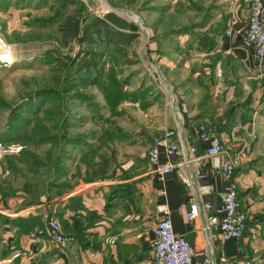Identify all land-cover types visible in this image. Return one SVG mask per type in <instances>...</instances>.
Returning <instances> with one entry per match:
<instances>
[{
	"label": "crops",
	"instance_id": "1",
	"mask_svg": "<svg viewBox=\"0 0 264 264\" xmlns=\"http://www.w3.org/2000/svg\"><path fill=\"white\" fill-rule=\"evenodd\" d=\"M207 2L210 17L199 28L208 36L193 42L194 48H202L184 57L177 45V54L162 61L168 78L174 80V87L162 98L167 101L174 94L178 103L161 102L155 110L151 108L155 131L173 128L171 139L180 149L170 156L161 151L159 159L180 161L175 170L158 178L147 160V140L130 133L116 139L119 148L110 156L95 139L89 147L77 145L70 150L60 178L67 180L68 189L57 192L50 203L21 206L0 195V264H148L159 202L167 204L173 231L194 246L193 259L200 262L206 245L203 211L186 218L188 194L179 173H190L196 166L204 169L212 208L217 207V192L226 188L227 180L201 158L205 142L197 138V132L210 128L231 150L244 142L233 177L239 207L246 215V234L241 239L221 240L212 229L213 254L225 256L226 264H243L248 252L254 256L264 252V61L255 69L250 47L238 36L246 24L250 0ZM110 36L109 42H119L113 49L123 55V47L139 35L125 28ZM187 78L196 85L188 82L190 94L195 92L184 102L181 79ZM48 209L56 213L62 233L72 241L57 243L47 230L33 232L34 224H44Z\"/></svg>",
	"mask_w": 264,
	"mask_h": 264
},
{
	"label": "rangeland",
	"instance_id": "2",
	"mask_svg": "<svg viewBox=\"0 0 264 264\" xmlns=\"http://www.w3.org/2000/svg\"><path fill=\"white\" fill-rule=\"evenodd\" d=\"M201 3L0 0V40L14 57L0 58V135L7 144L21 146L0 158V195L21 206L50 203L57 192L68 189L67 180L60 178L71 149L89 147L95 139L100 150L114 155L116 141L129 133L148 145L160 132L151 126L152 106L155 110L161 102L178 103L174 94L167 101L162 98L174 87L162 61L177 54V45L181 55L189 57L198 50L194 39L208 36L199 25L210 17L209 4ZM108 11L139 35L123 47L125 54L113 49L119 42H109L103 31L93 34L95 40L88 45L59 37V23L66 15L75 12L86 27L91 18ZM190 81L196 85L195 80L181 79L184 102L195 92L190 94ZM146 100L150 103L144 104ZM243 264H264V252H248Z\"/></svg>",
	"mask_w": 264,
	"mask_h": 264
},
{
	"label": "built area",
	"instance_id": "3",
	"mask_svg": "<svg viewBox=\"0 0 264 264\" xmlns=\"http://www.w3.org/2000/svg\"><path fill=\"white\" fill-rule=\"evenodd\" d=\"M230 28H225V33H230ZM239 39L251 49L255 69H260L264 61V0H250L246 24L239 31ZM197 138L205 145L201 158L208 161L210 168L227 180L224 190L217 192L218 205L212 208L210 202L211 186L206 171L199 166L190 173L180 172L179 178L187 189L188 209L185 212L187 219L194 218L198 210L203 211L202 229L206 232V245L201 250V261L195 262L193 255L196 253L194 246L182 235L175 233L171 226L169 208L164 202L156 204V218L152 228L153 237L149 241L150 260L148 264H226L223 255L215 256L212 250V229L221 240L238 239L245 230L246 215L239 207L237 199L236 182L233 177L235 169L241 162L244 144L236 150H231L223 142L220 135L211 128L197 132ZM21 146L7 144L0 140V158L8 152H17ZM189 151L192 146L186 145ZM177 142L171 139V131L166 129L153 136L146 149L147 160L151 171L158 178L175 170L177 163L169 158L161 161L160 152L170 156L179 151ZM44 227L36 225L35 233L48 231L57 243L72 241L63 235L61 224L55 213H50L44 219Z\"/></svg>",
	"mask_w": 264,
	"mask_h": 264
},
{
	"label": "trees",
	"instance_id": "4",
	"mask_svg": "<svg viewBox=\"0 0 264 264\" xmlns=\"http://www.w3.org/2000/svg\"><path fill=\"white\" fill-rule=\"evenodd\" d=\"M58 28L61 40L68 41L70 38H74L88 45L89 41L93 42L95 40V34L97 36L103 31L108 37H111L109 32L114 31L120 33L125 28L130 29V23L114 12L108 11L103 17L95 16L91 18L86 24V27H83L79 15L74 12L66 15L59 23ZM0 140L4 141L1 135Z\"/></svg>",
	"mask_w": 264,
	"mask_h": 264
},
{
	"label": "bare ground",
	"instance_id": "5",
	"mask_svg": "<svg viewBox=\"0 0 264 264\" xmlns=\"http://www.w3.org/2000/svg\"><path fill=\"white\" fill-rule=\"evenodd\" d=\"M0 42H1V40H0ZM10 53L11 52L8 50V47H4L3 44H2V42H1L0 43V58L2 57V58L14 59V57Z\"/></svg>",
	"mask_w": 264,
	"mask_h": 264
}]
</instances>
